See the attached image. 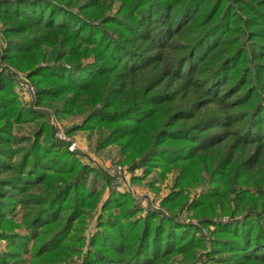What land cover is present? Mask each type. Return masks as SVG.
<instances>
[{
	"label": "trees",
	"instance_id": "16d2710c",
	"mask_svg": "<svg viewBox=\"0 0 264 264\" xmlns=\"http://www.w3.org/2000/svg\"><path fill=\"white\" fill-rule=\"evenodd\" d=\"M0 17L11 36L5 59L32 67L38 103L59 102L58 115H84L74 130H97L101 147L118 144L129 159L140 157L135 166L180 169L176 187L211 153L212 175L220 169L229 179L240 169L233 180L248 184L247 171L264 154V0H0ZM45 46L53 63L41 65ZM14 82L0 74L1 228L13 226L9 213L17 202L39 207L26 221L30 236L0 230V242L11 248L0 252V264H65L85 244L72 233L75 221L99 202L89 175L102 174L50 138L47 121L27 146L14 147L22 140L15 124L46 119L23 105ZM245 147L252 152L236 159ZM231 189L210 187L191 209L206 210ZM182 196L174 191L165 203ZM129 201L110 193L81 264H162L177 253L190 258L203 245L198 229L176 215H138ZM249 201L253 207L241 217L202 219L215 226L213 261L264 264V200L261 209L253 194Z\"/></svg>",
	"mask_w": 264,
	"mask_h": 264
},
{
	"label": "rangeland",
	"instance_id": "374dc122",
	"mask_svg": "<svg viewBox=\"0 0 264 264\" xmlns=\"http://www.w3.org/2000/svg\"><path fill=\"white\" fill-rule=\"evenodd\" d=\"M119 3L116 4L111 11L115 12L118 9ZM7 26L0 17V74L6 73L14 79L15 91L26 107L34 111L43 112L46 114V119L25 121L15 124L13 128L14 135L22 138V140L13 144L14 147L27 146L29 142L26 138L33 137L35 132L40 129V124L47 121L50 125L48 132L50 138H54L64 142L69 151L84 164L96 168L102 175L95 177L94 173L89 175L88 185L90 189H94L98 194L99 202L95 209L89 210L90 212L84 217L78 218L72 228L73 235H81L84 246L82 253L71 255V257L63 260L65 264H81L82 257L84 258L91 247V242L96 230L99 227L100 216L102 214V206L109 197L112 191L120 192L124 195H129L130 201L128 206L135 207V211L139 212L138 215H145L148 211L160 212L165 216L176 215L179 221L184 224L192 225L198 229L197 236L202 237L203 245L196 247L193 252L194 255L187 258L184 254L177 253L171 258L165 260L162 264H220L213 261L209 257L212 249V239L217 237L214 230L215 226L203 225L202 219L204 217L213 220H228L236 216H243L247 210L253 207L254 202L249 201V196L253 194L258 198V208H260L264 200V154L261 155L259 161L247 171L248 184L233 179H239V170H234L227 174L230 178L220 176V169L218 173L212 175L213 170L217 165L214 164L215 153L207 154L206 160H201L197 168V173L193 178L187 177L183 181L182 187H176V181L180 176V169L167 166H158L152 168L150 171L144 167L135 166L141 161L140 157L135 160L129 159L127 154L118 144L101 147L100 133L96 131L74 130V128L81 124L84 115H58L55 111L56 107L60 106L59 102L46 101L38 103L37 87L33 80L30 78V68L22 67L14 64L13 62L5 59L6 48L8 41L11 38L6 31ZM45 58L41 65H46L52 60V49L48 46L44 47ZM40 65V63H38ZM38 64H36L38 66ZM174 81V80H173ZM172 81V82H173ZM175 83V84H174ZM175 87L182 83L181 81H174ZM190 89L195 90L194 86ZM198 90V89H196ZM252 151L248 148H243L236 156V159L243 160ZM222 156V155H221ZM219 157V156H218ZM17 161L18 156L15 158ZM2 175V174H1ZM220 181L215 183V181ZM214 183H213V182ZM256 185H261L263 190L259 191ZM220 187L222 192L228 191L230 187L231 195L222 196L214 200L211 206L200 210L191 209V203L200 198L202 193L208 192L210 187ZM183 190L181 199L174 201L171 204H166L165 200L172 195L174 191ZM18 197L23 196L19 191ZM31 195L46 196L49 192L48 189H31ZM243 193L245 196L243 197ZM21 201V200H20ZM39 207L36 204H27L26 200L17 202L14 208L9 213V217L13 222V226H7L0 230H8L11 233L30 236L31 231L26 225V221L32 220V213ZM261 209V208H260ZM201 211V212H199ZM67 212H62L60 217L62 224L67 223ZM118 211L116 212V214ZM31 219V220H30ZM41 224V223H40ZM39 224V225H40ZM35 242H30V248H33ZM10 244L7 240L0 242V252L10 250ZM82 255V257L80 256ZM31 258V257H30ZM55 262V263H59Z\"/></svg>",
	"mask_w": 264,
	"mask_h": 264
}]
</instances>
